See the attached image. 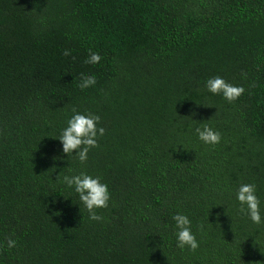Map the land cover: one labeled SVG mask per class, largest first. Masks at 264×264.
<instances>
[{"label":"trees","instance_id":"trees-1","mask_svg":"<svg viewBox=\"0 0 264 264\" xmlns=\"http://www.w3.org/2000/svg\"><path fill=\"white\" fill-rule=\"evenodd\" d=\"M215 76L243 92L209 93ZM73 110L104 129L82 164L56 140ZM80 171L108 186L98 221L60 182ZM243 183L264 221V0H0V264H264Z\"/></svg>","mask_w":264,"mask_h":264},{"label":"clouds","instance_id":"clouds-1","mask_svg":"<svg viewBox=\"0 0 264 264\" xmlns=\"http://www.w3.org/2000/svg\"><path fill=\"white\" fill-rule=\"evenodd\" d=\"M63 55L68 56L69 51L65 49ZM100 59L97 52L90 51L84 63L96 64ZM94 83V75L81 74L78 86L85 89ZM204 86L209 93L220 94L227 102L236 100L243 92V88L227 83L220 76L207 79ZM98 121L99 116L73 110L56 139L59 142L61 154L63 156L74 155L81 164L86 161L89 149L96 147L97 135H103L104 132L103 128L97 127ZM194 132L196 138L205 145H215L220 141V133L207 124L196 127ZM60 182L76 194L90 220L101 219V216L97 214V209H103L108 205L110 194L107 184L101 183L99 177L85 171L64 175ZM235 201L238 205L237 211L246 213L250 222L253 224L264 222L261 217L260 201L256 195L255 184H240L235 191ZM171 219L174 222L176 247L179 249L187 247L190 251L195 250L198 247V241L191 230V221L188 216L177 212ZM15 243L13 239L7 240L9 248H12Z\"/></svg>","mask_w":264,"mask_h":264}]
</instances>
